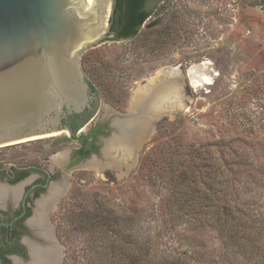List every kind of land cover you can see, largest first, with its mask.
<instances>
[{
    "label": "rangeland",
    "instance_id": "obj_1",
    "mask_svg": "<svg viewBox=\"0 0 264 264\" xmlns=\"http://www.w3.org/2000/svg\"><path fill=\"white\" fill-rule=\"evenodd\" d=\"M157 7L139 37L109 41L82 56L86 77L98 89L97 116L85 132L101 119H124L138 87L172 67L179 69L178 81L162 84L174 89L182 109L152 120L127 167H81L93 158L107 164V144L98 155L70 167L66 191L51 214L63 264H113L90 250L78 230L86 198L103 200L128 216L134 201L140 224L147 225L142 216L150 220L159 195L138 169L151 151L167 160L169 151H179L184 143L225 140L232 142L235 152L264 153V0H164ZM68 137L0 148V166L33 164L63 170L66 160L62 164L56 157L68 158L79 147ZM150 222L159 228L158 221ZM203 239L217 258L219 243L213 233L206 232ZM165 257L170 259L169 253Z\"/></svg>",
    "mask_w": 264,
    "mask_h": 264
},
{
    "label": "trees",
    "instance_id": "obj_2",
    "mask_svg": "<svg viewBox=\"0 0 264 264\" xmlns=\"http://www.w3.org/2000/svg\"><path fill=\"white\" fill-rule=\"evenodd\" d=\"M153 8L150 0H116V40L139 37ZM229 143H184L167 160L155 150L143 157L138 173L159 195L150 220L142 216L146 226L134 201L128 216L86 198L78 230L90 250L113 264H264V153H238ZM206 232L219 243L217 258L207 251Z\"/></svg>",
    "mask_w": 264,
    "mask_h": 264
},
{
    "label": "water",
    "instance_id": "obj_3",
    "mask_svg": "<svg viewBox=\"0 0 264 264\" xmlns=\"http://www.w3.org/2000/svg\"><path fill=\"white\" fill-rule=\"evenodd\" d=\"M115 5L0 0V148L63 132L71 137L64 118L82 113L93 100L98 107L81 59L106 42L127 40H116L111 30Z\"/></svg>",
    "mask_w": 264,
    "mask_h": 264
},
{
    "label": "flooded vegetation",
    "instance_id": "obj_4",
    "mask_svg": "<svg viewBox=\"0 0 264 264\" xmlns=\"http://www.w3.org/2000/svg\"><path fill=\"white\" fill-rule=\"evenodd\" d=\"M150 1L154 3L151 18L158 10L157 4L164 0ZM96 112L97 100H93L82 113L64 118L63 127L73 135L63 133L78 141L79 147L68 156L63 170L33 164L0 166V192L4 193L0 200L2 264H63L60 251H53L58 245L51 214L68 186L66 173L73 164L98 155L116 131L115 120L101 119L85 132Z\"/></svg>",
    "mask_w": 264,
    "mask_h": 264
},
{
    "label": "bare ground",
    "instance_id": "obj_5",
    "mask_svg": "<svg viewBox=\"0 0 264 264\" xmlns=\"http://www.w3.org/2000/svg\"><path fill=\"white\" fill-rule=\"evenodd\" d=\"M178 72V67L165 69L158 76L148 79L147 82L145 81V84L140 85L134 93L131 113L124 119H115L114 127L116 131L113 137L107 141V146L104 150L105 156L110 161L104 165V163L93 158L83 166L96 169L109 166L121 170L122 166H128V161H134L136 149L148 136L152 120L166 114H171L176 109H182V102H180V97L175 94L174 89L166 88L167 86L162 84V80L167 83L177 82L178 77L176 74ZM191 81L195 82V77L191 76ZM56 160L63 164L67 160V155H60L56 157ZM2 191L0 192V200H2L1 194H4ZM55 246L53 251L56 254L60 249Z\"/></svg>",
    "mask_w": 264,
    "mask_h": 264
}]
</instances>
